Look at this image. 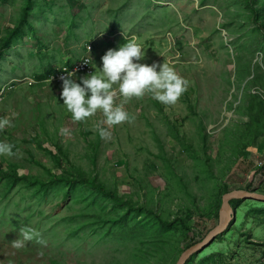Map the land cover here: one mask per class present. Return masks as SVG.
Listing matches in <instances>:
<instances>
[{
	"label": "rangeland",
	"instance_id": "rangeland-1",
	"mask_svg": "<svg viewBox=\"0 0 264 264\" xmlns=\"http://www.w3.org/2000/svg\"><path fill=\"white\" fill-rule=\"evenodd\" d=\"M255 2L259 19L247 0H32L30 8L0 0V117L12 121L0 140L22 154L0 163L47 180L0 178V264H176L189 241L219 224L225 184L264 193V0ZM125 35L143 42L142 63L166 61L189 81L175 105L131 98L134 121L102 125V138V113L73 121L62 85H30L91 46L99 71ZM77 171L135 210L84 182L49 181ZM261 204L244 200L234 223L188 264H264ZM143 207L173 223L184 217L189 229L163 225ZM25 226L46 245L14 249Z\"/></svg>",
	"mask_w": 264,
	"mask_h": 264
},
{
	"label": "clouds",
	"instance_id": "clouds-1",
	"mask_svg": "<svg viewBox=\"0 0 264 264\" xmlns=\"http://www.w3.org/2000/svg\"><path fill=\"white\" fill-rule=\"evenodd\" d=\"M145 59L143 42L135 38L129 39L125 35V43L109 49L102 56L99 71L79 77L78 82L74 72L65 70L67 74L60 77V99L72 120L87 121L98 112L102 113L103 119L95 124V128L103 138L108 132L102 125L111 127L134 121L135 117L125 107L131 98H141L147 93L165 106L175 105L187 92L189 81L170 63H142ZM44 79L46 77L37 83ZM0 93L5 95V89ZM11 126L10 119L0 117V131ZM60 132L62 135L69 134L66 128H61ZM14 147L13 144L0 140V156L18 158L22 154L14 151ZM31 241L46 245L36 229L25 226L20 229L19 238L12 241V247L22 249Z\"/></svg>",
	"mask_w": 264,
	"mask_h": 264
},
{
	"label": "trees",
	"instance_id": "trees-1",
	"mask_svg": "<svg viewBox=\"0 0 264 264\" xmlns=\"http://www.w3.org/2000/svg\"><path fill=\"white\" fill-rule=\"evenodd\" d=\"M26 2H27L26 3V7L30 8L32 0H26ZM247 2L251 6L253 19H259L260 11H259V7L257 6V3L255 2V0H247ZM259 25H260L261 29L264 30V25L263 24H259ZM18 31L19 30H17V29L15 30V32H18ZM14 35H16V34L14 33ZM11 39H12V36L4 42V44H3L4 48L6 46H8V44H9ZM54 71H55V68H51L49 70V74H52ZM49 74H47V75H49ZM59 152L62 155H66L65 151L62 148H59ZM0 178L1 179L8 178V180L11 181L12 183H15L17 180H25V181H27V183L29 185H37V184H40V183H46L45 181H47L45 178L42 179V178H38V177H31V176H29L27 174L20 175L17 171H14L12 168L11 169H6L5 166L3 165V163H0ZM49 181L51 183L65 182L67 185H70V186H76V185L84 182L85 184H89L92 187L96 188L99 191L100 194H103V195L109 197L115 203H117V204H125L129 208L128 210H135V208H136L135 204L128 197L120 196L119 193L115 189L109 188L105 184L97 182L95 178L85 176V174L82 171H77V172L69 174V175H61V174L59 175L57 173H53L51 175V178H50ZM246 190H250V191H256L257 190V191H259V188H254V185L252 183L251 186H248L246 188ZM232 191L233 190L230 188L229 185L225 184L223 186V191H222L223 192V196H224V194L232 192ZM242 202H244V200L235 199V200L231 201V204L234 207V209H236V208H238L240 206V204ZM221 206H222V204H221ZM143 208L146 209L147 211H149V213H151L163 225H173V224H176V223H180V225L184 229H189V224H190L189 222L190 221H188L184 217H178L176 219L177 221L175 223H173L174 221H168V220L163 219L158 213H156L155 210L150 209V208L147 209L146 207H143ZM258 211L261 214H264V204H261V207L259 208ZM233 223L234 222H232L231 225ZM209 232L210 231H208L206 234L201 235L199 238H195V239H192L191 241H189V243L185 246L184 251H186L187 249H189L191 246L195 245L196 243L204 240ZM194 257H195V255L192 256L187 261L186 264H188Z\"/></svg>",
	"mask_w": 264,
	"mask_h": 264
},
{
	"label": "water",
	"instance_id": "water-1",
	"mask_svg": "<svg viewBox=\"0 0 264 264\" xmlns=\"http://www.w3.org/2000/svg\"><path fill=\"white\" fill-rule=\"evenodd\" d=\"M235 199H251L257 202L264 203V193L257 190L250 191L246 189H239L224 194L219 224L209 232L204 240L196 243L195 245L184 251L176 264H186L192 256L205 249L219 235L224 233L229 228L231 222L237 218V210L234 209L231 204V201Z\"/></svg>",
	"mask_w": 264,
	"mask_h": 264
},
{
	"label": "built area",
	"instance_id": "built-area-1",
	"mask_svg": "<svg viewBox=\"0 0 264 264\" xmlns=\"http://www.w3.org/2000/svg\"><path fill=\"white\" fill-rule=\"evenodd\" d=\"M65 70L74 72L73 73L74 76L75 74L76 76H79V75H88L93 73L95 71V61L92 55V47H89L86 53L76 63L71 64L70 66L65 65L61 67H56L55 71L52 74H49L48 77H46V79L42 80V82H48L52 85H62V81L60 77L62 75L67 74ZM33 83H37V81L31 80L30 84ZM3 99H4V94L0 93V103L3 101ZM259 164L260 167H264V162H260ZM263 172L264 171H260L258 175L263 174Z\"/></svg>",
	"mask_w": 264,
	"mask_h": 264
}]
</instances>
